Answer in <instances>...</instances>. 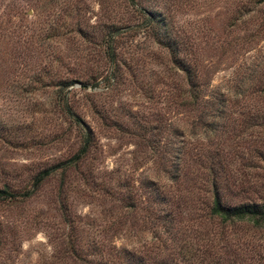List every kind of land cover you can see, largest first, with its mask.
Wrapping results in <instances>:
<instances>
[{
	"label": "trees",
	"instance_id": "16d2710c",
	"mask_svg": "<svg viewBox=\"0 0 264 264\" xmlns=\"http://www.w3.org/2000/svg\"><path fill=\"white\" fill-rule=\"evenodd\" d=\"M32 1L0 0V42L8 39L12 54L16 56L30 57L34 53L32 47H27V38H23L21 28V22L30 16L27 11L31 9ZM174 1L161 0L158 6L154 2L129 0L140 18L145 36L156 46L146 54L161 62L158 76L163 85L160 98L163 112L157 118L158 128L166 130L160 150L157 155L153 152L150 162L160 166L169 183L160 184L157 176L139 178L137 187L146 190L144 199L147 203L142 208L145 215H152L153 219L163 216L170 222L174 215L181 219L194 209V202H191L198 192L203 191L208 199L202 211L206 220L221 224L248 222L253 227H264V174L258 182L256 179L250 181L245 177L247 172L231 175L232 171H226L222 161L225 155L229 157V144L235 150L243 146L241 142L250 139L255 144L246 148V152L236 151L241 156V166H259L264 172V0H202L204 5L213 8L201 15H186L187 19H182L180 15L183 13L174 8V5L186 4V0ZM214 20L218 21L217 29L213 26ZM73 28L85 40L95 39L111 67L110 73L115 76L118 72L116 82L119 79V83L124 81V69L132 79L136 78L132 65L122 55L127 43L122 40L121 33L130 32L132 27H123L120 21L102 23L97 37L77 22ZM124 51L128 60L135 63L139 59L134 50ZM228 54L232 58L246 56L247 62H239L232 69L237 79L234 78L229 89H216L211 85L212 76L224 68L222 58L224 60ZM36 65L43 70L47 62ZM44 78L39 73L31 76L35 84L54 89H67L75 82L81 88H87L99 79L93 72L79 78L54 75ZM148 89L153 88L148 86ZM59 100L61 111L77 128L75 150L25 174L17 179L18 182L3 179L0 205L13 206L29 200L48 178L56 176L60 215L68 227L66 248L70 256L79 255L80 264H178L172 263V254L155 251L150 256L151 248L156 246L148 247L145 242L139 241L135 245L116 243V239L124 235L123 230L136 223V220H130L132 211L138 207V197L132 190L134 181L128 182L125 176L114 184L106 177L111 171L100 173L95 168L97 145L93 128L81 118L68 92L61 94ZM176 116L182 125L174 123ZM137 128L139 132L147 130L146 124H138ZM1 130L4 126L0 124ZM3 140L11 142L7 135ZM224 141L231 142L226 146L227 150ZM3 173L5 177L10 175L8 170ZM71 182L76 191L88 189V195L99 198L100 202H106L107 195L110 197L107 206L100 204L99 217L87 222L94 228L92 234L86 229L84 235H79L82 229L66 203ZM117 186L124 188L117 191ZM234 198L238 200L233 201ZM177 227L181 230L183 224L179 222ZM3 230L4 222L0 217V244ZM189 257L182 261L185 264L221 262L202 258L194 261Z\"/></svg>",
	"mask_w": 264,
	"mask_h": 264
},
{
	"label": "rangeland",
	"instance_id": "374dc122",
	"mask_svg": "<svg viewBox=\"0 0 264 264\" xmlns=\"http://www.w3.org/2000/svg\"><path fill=\"white\" fill-rule=\"evenodd\" d=\"M140 1L161 4V0ZM32 2L31 9L27 11L30 16L24 18L21 28L24 30L23 38H27V47H32L34 53L30 57L16 56L12 54V44L8 39L0 42V124L4 126L0 131V183L3 179L18 182L17 179L25 174L75 150L77 128L60 109V96L68 92L81 118L93 128L97 145L95 168L100 173L111 171L106 175L111 178V183L116 184L125 176L128 182L135 183L132 190L138 197V207L132 211L130 220H136V223L123 230L124 235L116 239L117 244L145 242L148 247L156 246L151 248L150 256L155 251L172 254V263L178 264H185L182 259L188 256L194 261L219 259L221 262L218 264L231 261L236 264H264V227H253L248 222L221 224L206 220L202 211L208 199L203 191L194 196L191 203L194 202L195 207L187 217L178 219L174 215L168 222L163 216L153 219L152 215H145L142 206L147 203L144 199L146 190L138 188L136 181L144 176H157L160 184H168L169 181L160 166L150 162L153 152L158 154L162 136L166 134V130L158 128L157 118L163 112L160 100L163 85L158 76L162 67L159 60H152L146 54L156 46L145 36L140 18L133 10L134 5L129 0ZM174 8L183 13L180 15L182 19H187L186 15H201L213 6L204 5L202 0H186V4L174 5ZM112 21H120L123 27H132L130 32L121 33L122 40L127 43L122 55L132 65L136 78L132 79L124 69L122 83H119L120 79L116 82L117 71H114L115 76L110 73L111 67L95 39L87 41L73 28L77 22L97 37L102 23ZM213 26L218 28L217 20ZM125 49L134 50L139 59L135 63L128 60ZM245 57L237 55L232 58L228 54L224 60L222 58L224 68L213 74L211 85L216 89H229L234 78L237 79L232 69L239 62L246 63ZM45 61L47 65L40 70L36 63L43 65ZM91 72L99 79L87 88H81L77 82L67 89L41 87L31 79L36 73L46 79L52 75L79 78ZM148 86L153 89H148ZM175 118L174 123L182 125L178 116ZM138 124H146L147 130L139 132ZM3 133L11 142L3 140ZM169 135L177 140V137ZM229 143L224 141V149L227 150ZM241 143L243 146L235 150L229 144V157L225 155L222 160L225 169L231 170L234 176L247 172L245 177L248 180L256 179L258 182L263 179L262 169L259 166L242 167L241 156L236 152H246V148L255 142L246 139ZM4 170H8L10 175L5 177ZM57 183V177L52 176L29 200L13 206L0 205V217L4 222L0 264H80L79 255L70 256L66 248L68 227L60 215ZM70 186L65 199L76 224L82 229L79 235H84L86 229L92 234L94 228L87 222L99 217L100 204L107 206V201L111 202L110 197L107 195V201L100 202L99 198L88 195V189L76 191L72 182ZM123 188L116 187L117 191ZM232 200L237 201L238 198ZM179 222L183 224L181 230L177 227Z\"/></svg>",
	"mask_w": 264,
	"mask_h": 264
}]
</instances>
